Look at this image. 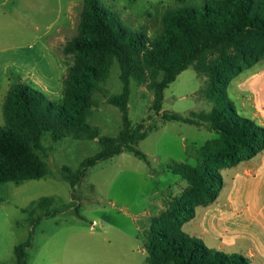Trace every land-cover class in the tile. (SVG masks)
Segmentation results:
<instances>
[{"label":"rangeland","instance_id":"1","mask_svg":"<svg viewBox=\"0 0 264 264\" xmlns=\"http://www.w3.org/2000/svg\"><path fill=\"white\" fill-rule=\"evenodd\" d=\"M99 1L119 16L125 28H145L155 39L163 31L162 19L168 9L205 0H188L182 5L178 0ZM84 3L0 0V127L5 126L7 94L15 85L26 84L61 104L64 73L74 64V57L65 55L63 47L79 35ZM260 65L264 61L256 66ZM120 75L116 61L94 96L99 105L93 108L89 122L99 127L102 136L116 137L123 127L122 112L108 102L110 96L122 92ZM235 85L231 82L229 97L240 115L250 117L236 98ZM206 86L207 78L191 66L165 90L163 110L185 117L210 112L214 104L202 92ZM153 101L154 92L132 79L129 119L133 126L144 122L153 129L136 146L147 161L129 152L100 161L75 189L63 178V166L76 171L85 159L100 152V143L43 138L47 151L40 156L47 164V175L19 185L0 184V264H17L15 248L29 238L28 264H147L148 234L154 220L188 188L186 180L172 173L171 164H198L200 148L218 137L207 126L165 122L151 111ZM44 197L55 199L51 209L55 216L44 217L42 210L34 209Z\"/></svg>","mask_w":264,"mask_h":264},{"label":"trees","instance_id":"2","mask_svg":"<svg viewBox=\"0 0 264 264\" xmlns=\"http://www.w3.org/2000/svg\"><path fill=\"white\" fill-rule=\"evenodd\" d=\"M187 1L178 0L181 5ZM162 26V33L152 39L145 28H125L119 16L99 0H85L79 35L63 47L65 55L74 57V64L65 80L61 104L26 84L15 85L7 94L5 126L0 127V184L19 185L47 175V164L40 156L47 151L42 142L46 135L53 142L70 137L100 143V152L85 159L76 171L63 166V178L74 189L100 161L124 152L147 161L136 146L153 129L144 122L133 126L129 119L134 79L154 92L151 111L165 122L207 126L218 136L200 148L198 164H171L172 173L186 180L188 188L154 220L148 234L147 264H252L242 255L208 248L202 240L187 235L183 226L195 218L197 207L217 201L224 187V169L264 152V127L240 115L228 93L234 78L264 61V0H205L177 6L166 11ZM116 61L123 89L108 102L122 112L123 127L116 137H109L102 136L89 119L99 105L94 96ZM191 66L207 78L202 92L214 104L212 110L192 112L189 117L164 111L165 90ZM54 204V198L44 197L34 209L52 217L56 215L55 209L51 211ZM31 246L29 238L15 248L17 264H28Z\"/></svg>","mask_w":264,"mask_h":264},{"label":"crops","instance_id":"3","mask_svg":"<svg viewBox=\"0 0 264 264\" xmlns=\"http://www.w3.org/2000/svg\"><path fill=\"white\" fill-rule=\"evenodd\" d=\"M232 82L241 108L250 115L247 118L264 127V65H255ZM226 169L217 201L197 207L195 218L184 224L183 231L208 248L264 264V152Z\"/></svg>","mask_w":264,"mask_h":264},{"label":"built area","instance_id":"4","mask_svg":"<svg viewBox=\"0 0 264 264\" xmlns=\"http://www.w3.org/2000/svg\"><path fill=\"white\" fill-rule=\"evenodd\" d=\"M93 227H95V224H93Z\"/></svg>","mask_w":264,"mask_h":264}]
</instances>
